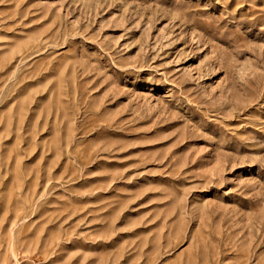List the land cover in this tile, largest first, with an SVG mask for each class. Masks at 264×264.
Returning a JSON list of instances; mask_svg holds the SVG:
<instances>
[{"label": "rangeland", "instance_id": "1", "mask_svg": "<svg viewBox=\"0 0 264 264\" xmlns=\"http://www.w3.org/2000/svg\"><path fill=\"white\" fill-rule=\"evenodd\" d=\"M0 264H264V0H0Z\"/></svg>", "mask_w": 264, "mask_h": 264}]
</instances>
